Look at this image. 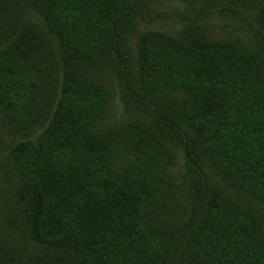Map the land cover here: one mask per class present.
Wrapping results in <instances>:
<instances>
[{
	"label": "trees",
	"instance_id": "16d2710c",
	"mask_svg": "<svg viewBox=\"0 0 264 264\" xmlns=\"http://www.w3.org/2000/svg\"><path fill=\"white\" fill-rule=\"evenodd\" d=\"M148 1L0 0V264H264V0Z\"/></svg>",
	"mask_w": 264,
	"mask_h": 264
},
{
	"label": "rangeland",
	"instance_id": "374dc122",
	"mask_svg": "<svg viewBox=\"0 0 264 264\" xmlns=\"http://www.w3.org/2000/svg\"><path fill=\"white\" fill-rule=\"evenodd\" d=\"M148 5L150 6V8L152 9L153 13H157L158 11H161L162 13H165L169 16V19H167L166 21H163L161 19L158 20H154V22H152V24L149 23H144L145 26L155 29V30H159V31H163V32H170L173 33L176 25L174 22H172L170 20V17L173 15V13L176 12L177 15H180L183 11L187 10L186 7H184V5H182L179 1L177 0H153V1H148ZM180 17V16H178ZM233 19L231 20H223L219 17H213L210 18V23L211 25L209 27L210 28V34L213 36L218 35V33L222 30H224L225 28V24L231 23ZM236 26V25H235ZM118 111L115 110L114 111V115L112 119H115L117 117V113ZM177 166H181L180 164H177ZM169 172L172 175V180L174 181H179V177H178V173L179 170L176 167H171L169 169Z\"/></svg>",
	"mask_w": 264,
	"mask_h": 264
}]
</instances>
